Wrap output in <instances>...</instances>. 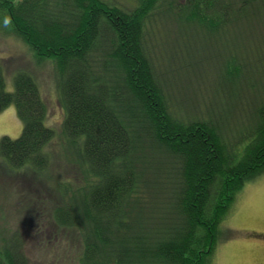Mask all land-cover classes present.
I'll list each match as a JSON object with an SVG mask.
<instances>
[{
    "label": "trees",
    "instance_id": "obj_1",
    "mask_svg": "<svg viewBox=\"0 0 264 264\" xmlns=\"http://www.w3.org/2000/svg\"><path fill=\"white\" fill-rule=\"evenodd\" d=\"M132 1L0 0V30L54 59L62 133L87 177L57 183L54 219L83 230L81 264H214L222 223L264 173V0ZM159 18L207 25L214 81L194 92L191 81L174 84L173 58L156 64L147 35ZM241 21L262 23L251 48L241 34L221 40ZM2 66L0 112L14 104L24 126L1 139L0 157L16 170H47L49 181L47 102L25 71L7 91ZM180 89L190 90L187 109ZM24 249L17 232L5 238L0 264H28Z\"/></svg>",
    "mask_w": 264,
    "mask_h": 264
},
{
    "label": "rangeland",
    "instance_id": "obj_2",
    "mask_svg": "<svg viewBox=\"0 0 264 264\" xmlns=\"http://www.w3.org/2000/svg\"><path fill=\"white\" fill-rule=\"evenodd\" d=\"M119 1L127 6L134 5L132 0ZM149 27L147 45L150 51H156H152L156 64H165L171 58L178 64L173 72L176 86L188 80L193 82L195 92L206 82L214 81L220 66L214 58L205 56L210 30L207 25L159 18L154 25L151 19ZM261 27L262 23L258 21L257 27H246L241 21L237 29L230 27L221 40L232 43L241 34L246 47L251 48L254 41L261 40L255 33ZM0 62L6 66L2 67L9 92L14 91V78L20 71L28 72L36 79L49 107L46 125L56 132L53 141L45 148L51 155L48 174L54 176L49 181H44L47 170L44 174L29 169L16 170L0 157V245L17 232L24 239L28 264H81L83 230L62 227L54 219L56 203L59 202L57 183L59 188L68 183L78 186L87 178L85 171L81 170L77 151L71 150L62 133L66 114L57 92L54 59L40 60L23 40L14 35L7 36L0 30ZM181 97L183 100L181 104L178 100V107L187 109L190 90H184ZM230 102L233 103V99ZM225 104L223 95L217 103L220 110L216 115L225 113L221 110ZM23 126L14 104L0 112V141L4 136L19 138ZM221 234L214 264H264V173L244 185L221 225Z\"/></svg>",
    "mask_w": 264,
    "mask_h": 264
}]
</instances>
